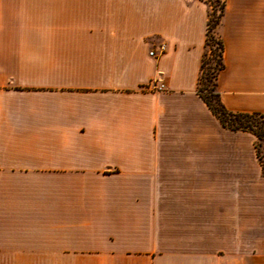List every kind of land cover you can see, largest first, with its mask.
<instances>
[{"label": "crops", "instance_id": "0c3cea01", "mask_svg": "<svg viewBox=\"0 0 264 264\" xmlns=\"http://www.w3.org/2000/svg\"><path fill=\"white\" fill-rule=\"evenodd\" d=\"M224 3L220 100L264 112V0ZM209 12L0 0V264H264L255 137L197 94Z\"/></svg>", "mask_w": 264, "mask_h": 264}, {"label": "trees", "instance_id": "16d2710c", "mask_svg": "<svg viewBox=\"0 0 264 264\" xmlns=\"http://www.w3.org/2000/svg\"><path fill=\"white\" fill-rule=\"evenodd\" d=\"M215 3L218 8L217 14L212 10L214 4L209 2L211 11L207 19L204 52L197 82V94L222 127L232 131H245L255 137V154L264 174V112L230 111L221 102L217 90V77L224 68L223 45L221 39L214 35L213 31L224 13L225 3L224 0H215ZM213 45H215V48H212ZM212 60L214 61L213 66L210 64Z\"/></svg>", "mask_w": 264, "mask_h": 264}, {"label": "built area", "instance_id": "2783aa9c", "mask_svg": "<svg viewBox=\"0 0 264 264\" xmlns=\"http://www.w3.org/2000/svg\"><path fill=\"white\" fill-rule=\"evenodd\" d=\"M160 50H164V45H160ZM150 55H152V52L149 53ZM148 87L152 90H162L163 89V85L162 84H158L156 85L155 83H149Z\"/></svg>", "mask_w": 264, "mask_h": 264}, {"label": "rangeland", "instance_id": "374dc122", "mask_svg": "<svg viewBox=\"0 0 264 264\" xmlns=\"http://www.w3.org/2000/svg\"><path fill=\"white\" fill-rule=\"evenodd\" d=\"M206 2H207L208 4H209V2H211L212 4H214V7L212 8V10L217 14V12H218V11H217L218 8H217V5H216V3H215V0H206ZM210 11H211V7H210ZM213 33H214V35H216V34H215V29H214ZM212 48H215V45H213ZM210 64H211V66H213L214 61L212 60V61L210 62Z\"/></svg>", "mask_w": 264, "mask_h": 264}]
</instances>
